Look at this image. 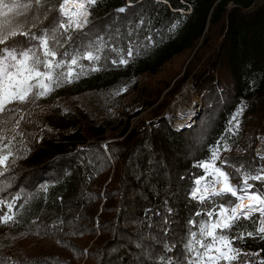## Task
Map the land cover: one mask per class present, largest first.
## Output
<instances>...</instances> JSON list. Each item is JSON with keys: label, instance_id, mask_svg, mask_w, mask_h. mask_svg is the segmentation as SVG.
Instances as JSON below:
<instances>
[{"label": "trees", "instance_id": "1", "mask_svg": "<svg viewBox=\"0 0 264 264\" xmlns=\"http://www.w3.org/2000/svg\"><path fill=\"white\" fill-rule=\"evenodd\" d=\"M43 12L37 14L45 28L62 22L55 11L44 20ZM89 12L92 23L71 50L81 56L91 50L99 60L80 59L78 78L14 108L0 127L15 137L9 170L0 176V210L15 215L0 223V264H186L190 233L213 206L190 195L202 175L198 165L219 147L216 164L232 185L264 174V156L254 152L264 142V0H99ZM109 17L112 28L102 29L98 22ZM28 20L34 22L31 14ZM55 34L59 48L67 35ZM185 52L183 73L165 94L142 86L141 100L122 106L118 96L130 83ZM188 80L201 110L194 124L177 129L165 97ZM84 93L104 97L86 108L61 104ZM143 111L149 117L132 123ZM249 183L264 191L258 187L264 180ZM215 199L213 210L219 202L237 203L228 195ZM256 226L253 214L225 230L240 254L231 264L264 260Z\"/></svg>", "mask_w": 264, "mask_h": 264}, {"label": "snow or ice", "instance_id": "2", "mask_svg": "<svg viewBox=\"0 0 264 264\" xmlns=\"http://www.w3.org/2000/svg\"><path fill=\"white\" fill-rule=\"evenodd\" d=\"M97 3L99 0H61L58 6L49 7V0H12L11 3L0 0V114L16 111L12 107L15 102L26 103L32 97L39 99L48 95L54 87H58L62 83H70L74 78H78L79 73L75 71L74 66L79 64L80 59L99 60L100 57L94 55L91 50L84 53L83 56L76 52L70 60L58 59V56L68 57L69 52L67 49H64L63 52L58 51L56 45H59L60 42L55 34L56 32L66 34L67 41H74L79 35H84L88 25L92 23L89 18V9ZM41 9H44V20L48 19L49 12L55 11L64 22L59 23L53 29L45 28L43 20L37 14ZM118 11L123 12L125 9L120 8ZM13 13L15 14L10 15ZM30 14L34 21L31 24L28 20ZM33 29H37L39 35ZM70 33H76L77 36L74 37ZM21 37L26 39H21ZM28 41H38V48L26 47ZM61 47L63 46L61 45ZM132 54V50L129 49L128 55ZM127 62L125 59L120 60L122 64ZM92 70L99 69L93 68ZM233 120H236L238 128L239 122L235 116ZM18 125L19 121H17V127ZM14 139L13 136L9 140L0 129V142L7 141V143H3V149H7V155H0V166H4L3 171H0V176L9 170L6 162L13 155L10 146ZM224 150L228 149L225 147ZM219 153L220 148H215L211 153L210 161L201 162L198 165L205 169V176L195 181L197 187L190 195L193 199H198L201 202L213 197L228 195L236 197L237 201L247 198L249 204L237 203L231 208L221 205L218 210L209 212L207 215L215 216V219L201 223L199 238H197L196 232H191L190 239L185 244V249L190 254L186 258V264H220L221 261L231 264L240 254L236 253L232 247L233 242L227 238L225 230L238 226V221L241 218L251 219L254 213L258 212L264 216V193H249V190L253 188L249 181L264 180V174L245 175L242 183L239 186H234L230 183L229 173L216 165V161L221 159ZM208 177H214V179L208 181ZM221 181L223 186L217 190L214 185ZM201 186H203V191ZM209 187H211V191L208 190ZM15 199H19V197H15ZM14 206V203L6 205L9 211ZM14 219V214H4L0 210V223L6 224ZM259 224L260 227L256 234L264 239V219L260 220ZM253 234V232L247 233L248 236ZM243 238V235L239 237V239ZM260 264H264V260Z\"/></svg>", "mask_w": 264, "mask_h": 264}, {"label": "rangeland", "instance_id": "3", "mask_svg": "<svg viewBox=\"0 0 264 264\" xmlns=\"http://www.w3.org/2000/svg\"><path fill=\"white\" fill-rule=\"evenodd\" d=\"M128 12H131V10L124 11V14L128 13ZM62 22H64V21H62ZM112 23H113V21L109 17V18H106L104 20L99 21L98 25L101 26L102 29H105V30L109 29L110 30L112 28ZM70 34L73 35L74 37L77 36L76 33H70ZM79 37H80V35L74 41H67V37H66L67 42L65 41L62 45L63 47L60 46L58 48V51L63 52L64 49H67L69 52V56L68 57L58 56L57 58L70 60L71 56L74 54L72 52L71 48L77 42ZM188 56H189L188 52L175 55V56H173V58L169 62H167L163 65V67L161 68V70L158 73H156V74H143V75L139 76L138 78H136L132 83L129 84V86L125 90V92L118 96V98H120V102L122 103V106L128 105V104H135L137 101H140L141 96L139 95L140 94L139 88H141L142 86H146L150 90V92L154 93L155 90L157 89V90H161L162 94H165V92L167 90H169V88H171V86L173 85L175 80L182 75L183 70H184V68L187 64V61H188ZM81 65L82 64L79 63L77 66H74L75 71L77 73H79L82 70L83 67L81 68ZM62 85L64 86V84L62 83L60 86L54 87L53 90L48 95L43 96L41 98L49 97V96H51V94L57 93V89L62 87ZM108 95H110L109 96L110 99L114 98V95H112V94H108ZM103 97H104L103 93L102 94L84 93L81 96L73 95L70 97H66L61 101V104L65 108H71V107L86 108L85 104H87V102L88 103L92 102V101L98 102L101 99H103ZM165 98H167V101L169 99H171V100H169L168 105L164 108V111H166V114H168L170 120L173 122L174 128L180 129L183 127H189L190 125L194 124V120L201 110V102H200L199 96L195 93V90L192 87V83L190 80L186 81L181 86L180 90L176 94H174L173 98H171L170 95H167ZM37 100L38 99H36L35 97H32L26 103L15 102L12 105V107L13 108H21L24 106H28ZM11 115H12V112H5L3 114H0V127L3 124H5V121L7 123V120L11 117ZM148 117H149V113H147L146 111H143L137 117H134L131 122L137 123L140 119H144V118H148ZM254 152H255V154H257L259 156H264V142H261L255 148ZM0 155H7V149H3L2 143H0ZM203 176H205V169L204 168H202V175L193 179V185L191 187L190 193L197 187V185L195 184V181L198 178H201ZM212 179H214V177H208V181H211ZM216 185L217 184L214 185L215 188H216ZM258 187L264 190V184L258 185ZM201 190L203 191V186H201ZM208 190L211 191V187H209ZM250 190H253V188ZM253 191H258V190L255 189ZM259 193H264V191L259 192ZM196 200L198 202H201L198 199H196ZM205 201L213 204V206L210 207V209L207 212H205V214H204L205 216L201 217L198 220V222L196 223V229L193 232L197 233V238H199V236H200L199 227H200L201 223H203L205 221L210 222L211 220L215 219V216L209 217L207 215L209 212L216 211V210H213V208L215 207L214 202H216L215 197H213L212 199L205 200ZM221 205H223L224 207H227V208H231V207H229L228 204H226L224 202H219V203H217V210H218L219 206H221ZM254 214H256V225H257L256 227L258 229L260 227L259 221L264 219V216H261V214L258 212L254 213ZM221 219H222V217H221ZM189 239H190V236H189ZM209 239H211V238H209ZM220 264H226V261H221Z\"/></svg>", "mask_w": 264, "mask_h": 264}, {"label": "bare ground", "instance_id": "4", "mask_svg": "<svg viewBox=\"0 0 264 264\" xmlns=\"http://www.w3.org/2000/svg\"><path fill=\"white\" fill-rule=\"evenodd\" d=\"M231 183V182H230ZM232 184V183H231ZM223 186V182L221 181L220 183H217L216 185V189L219 190L221 187ZM251 192H258V191H253V190H249V193ZM259 193V192H258ZM237 203H243L245 205L249 204V200L247 198L243 199L242 201H237ZM236 203V204H237ZM235 204V206H236Z\"/></svg>", "mask_w": 264, "mask_h": 264}]
</instances>
